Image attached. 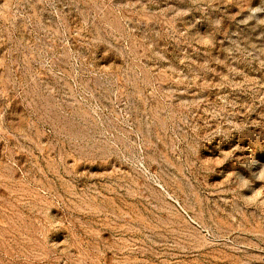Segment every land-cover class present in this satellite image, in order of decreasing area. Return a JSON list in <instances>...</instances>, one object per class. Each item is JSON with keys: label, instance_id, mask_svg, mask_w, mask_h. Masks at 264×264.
Here are the masks:
<instances>
[{"label": "rangeland", "instance_id": "1", "mask_svg": "<svg viewBox=\"0 0 264 264\" xmlns=\"http://www.w3.org/2000/svg\"><path fill=\"white\" fill-rule=\"evenodd\" d=\"M0 264H264V0H0Z\"/></svg>", "mask_w": 264, "mask_h": 264}]
</instances>
